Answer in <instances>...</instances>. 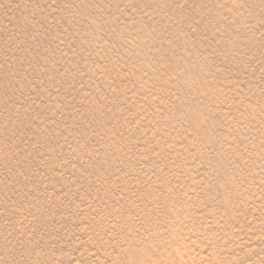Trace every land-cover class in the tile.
<instances>
[{
    "label": "rangeland",
    "instance_id": "rangeland-1",
    "mask_svg": "<svg viewBox=\"0 0 264 264\" xmlns=\"http://www.w3.org/2000/svg\"><path fill=\"white\" fill-rule=\"evenodd\" d=\"M0 264H264V0H0Z\"/></svg>",
    "mask_w": 264,
    "mask_h": 264
}]
</instances>
